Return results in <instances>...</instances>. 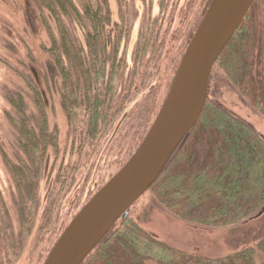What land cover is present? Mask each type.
I'll use <instances>...</instances> for the list:
<instances>
[{"label":"trees","instance_id":"1","mask_svg":"<svg viewBox=\"0 0 264 264\" xmlns=\"http://www.w3.org/2000/svg\"><path fill=\"white\" fill-rule=\"evenodd\" d=\"M38 1L60 30V41H52L50 52L58 103L71 136L69 155L57 165L40 221L33 227L43 161L56 140L45 118L36 128L20 124L24 161L4 156L19 225L14 231L0 222V264H13L24 248L28 264H42L79 206L146 133L164 97L160 95L164 71H171L170 85L193 34L188 33L181 47L174 43L176 31H161L158 16L144 15L128 64L125 47L132 14L122 11L126 2L117 0L118 22L111 18L106 0H81L80 9L75 0ZM160 4L167 5L163 0ZM67 13L86 20L81 43L74 42L63 26L61 14ZM221 83L264 115V0L253 1L216 57L205 101L187 135L125 216L111 225L79 264H141L145 257L166 264H251L257 249L264 252V221L254 234L256 247L245 245L207 257L166 245L134 215L145 193L176 217L208 227L240 225L264 212V136L211 94V88Z\"/></svg>","mask_w":264,"mask_h":264},{"label":"rangeland","instance_id":"2","mask_svg":"<svg viewBox=\"0 0 264 264\" xmlns=\"http://www.w3.org/2000/svg\"><path fill=\"white\" fill-rule=\"evenodd\" d=\"M75 1L80 9L81 4L78 2L81 0ZM209 1L163 0L167 4L165 7V4H160V0H123L126 8L122 5V11L127 9L126 12L132 14L129 44L125 47L128 64L130 49L144 15L152 18L158 16L161 31L166 28L169 32L176 31L178 36L174 43L182 47L188 33L194 32ZM106 2L111 18L119 22L117 0ZM61 20L71 39L81 43L86 20L79 21L71 13L61 14ZM52 41H60L59 26L40 1L0 0V222L7 223L14 231L18 229L19 219L13 203L14 188L4 156L16 162L24 161L20 146V124L36 128L45 118L48 131L56 140V147L48 149L43 161L33 227L40 221L46 192L55 169L61 159H66L69 155L71 136L58 103L56 68L50 52ZM177 45L175 50H178ZM170 74L168 69L164 71L160 95L165 96L167 92ZM211 94L264 136V115L248 106L232 88L221 83L216 88H211ZM134 215L146 230L166 245L207 257L223 256L245 245L256 247L254 234L257 226L264 221L263 212L258 219L235 226L208 227L192 224L168 212L146 193L138 201ZM250 228L251 232H248ZM28 246L29 243L25 245L26 249ZM257 250L251 264H264V252ZM27 258L24 248L13 264H28ZM141 264L166 263L145 257Z\"/></svg>","mask_w":264,"mask_h":264},{"label":"water","instance_id":"3","mask_svg":"<svg viewBox=\"0 0 264 264\" xmlns=\"http://www.w3.org/2000/svg\"><path fill=\"white\" fill-rule=\"evenodd\" d=\"M254 0H210L162 103L130 156L77 209L42 264H79L142 194L196 121L216 57Z\"/></svg>","mask_w":264,"mask_h":264}]
</instances>
